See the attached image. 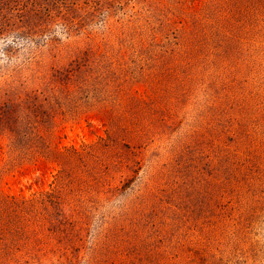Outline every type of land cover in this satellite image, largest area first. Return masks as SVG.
Returning a JSON list of instances; mask_svg holds the SVG:
<instances>
[{
    "label": "rangeland",
    "instance_id": "obj_1",
    "mask_svg": "<svg viewBox=\"0 0 264 264\" xmlns=\"http://www.w3.org/2000/svg\"><path fill=\"white\" fill-rule=\"evenodd\" d=\"M0 264H264V0H0Z\"/></svg>",
    "mask_w": 264,
    "mask_h": 264
}]
</instances>
